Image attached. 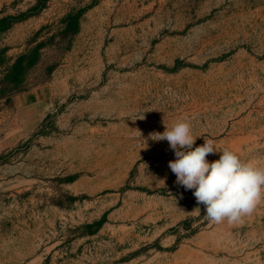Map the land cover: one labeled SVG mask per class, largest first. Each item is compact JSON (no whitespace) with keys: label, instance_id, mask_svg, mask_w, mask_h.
Listing matches in <instances>:
<instances>
[{"label":"rangeland","instance_id":"374dc122","mask_svg":"<svg viewBox=\"0 0 264 264\" xmlns=\"http://www.w3.org/2000/svg\"><path fill=\"white\" fill-rule=\"evenodd\" d=\"M37 1L0 0V264H264V202L210 222L151 138L264 167V0Z\"/></svg>","mask_w":264,"mask_h":264},{"label":"clouds","instance_id":"9594fccd","mask_svg":"<svg viewBox=\"0 0 264 264\" xmlns=\"http://www.w3.org/2000/svg\"><path fill=\"white\" fill-rule=\"evenodd\" d=\"M153 140H167L176 159L169 168L176 182L194 190L197 204L205 206V216L212 223H238L264 202V167L242 159L227 148L217 151L212 140L193 147L197 136L187 120H178L163 133L152 134ZM220 152L218 160L209 162V154ZM199 209V208H197Z\"/></svg>","mask_w":264,"mask_h":264},{"label":"trees","instance_id":"16d2710c","mask_svg":"<svg viewBox=\"0 0 264 264\" xmlns=\"http://www.w3.org/2000/svg\"><path fill=\"white\" fill-rule=\"evenodd\" d=\"M43 6H44L43 0H38L37 3L31 9L33 11H39ZM26 15H29V14H26ZM77 18H78V14L72 15L68 18V20L70 22V29L72 31L75 30V28H76ZM19 19L20 18H18V17H13L10 15L1 17L0 18V31L8 28L11 25V23H13L14 21H17Z\"/></svg>","mask_w":264,"mask_h":264}]
</instances>
